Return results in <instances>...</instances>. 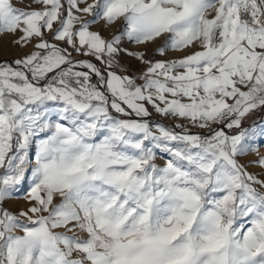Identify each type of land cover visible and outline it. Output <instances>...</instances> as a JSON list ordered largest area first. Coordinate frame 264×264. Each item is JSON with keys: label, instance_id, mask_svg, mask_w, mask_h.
Listing matches in <instances>:
<instances>
[{"label": "snow or ice", "instance_id": "obj_1", "mask_svg": "<svg viewBox=\"0 0 264 264\" xmlns=\"http://www.w3.org/2000/svg\"><path fill=\"white\" fill-rule=\"evenodd\" d=\"M33 3L0 0V264H264V0Z\"/></svg>", "mask_w": 264, "mask_h": 264}, {"label": "rangeland", "instance_id": "obj_2", "mask_svg": "<svg viewBox=\"0 0 264 264\" xmlns=\"http://www.w3.org/2000/svg\"><path fill=\"white\" fill-rule=\"evenodd\" d=\"M13 3L18 7L27 8V7H29V5H31V7H39V5H36L33 3V0H13ZM115 30H116V28L113 29V31H115ZM109 34L110 33H107V32L105 33V35H109ZM19 35H20L19 32H17L16 34L0 33V60H12L18 56H21V55L31 51L32 45H28L27 47H21L20 45L14 43V40ZM159 43H160V41H157L154 44H149L147 46L148 50L151 51ZM126 46L130 49H137L138 47H142V46H137V45L131 44V43H127ZM172 55L178 56V55H181V53L174 52V53H172ZM125 60H126V62H132L134 64L137 63L135 61H131V58H125ZM253 113H256V115L255 116L252 115ZM253 113L250 114L243 121V125L245 127L249 126V124H251L253 121H257L261 118H264V111L259 110V114H258V111L253 112ZM157 119H164V118L157 117ZM175 122L176 121H174L172 119H165L164 120V123L167 125H172ZM193 131H197V129H193ZM259 151L261 154H264V146L260 147ZM255 159H257V156L255 153H252V154H249L248 156L241 158V162L247 163L248 161L255 160ZM248 170L250 172H253V173H260L262 171L255 164L248 165ZM0 171H2V170H0ZM4 206L7 207L9 210L15 212V211H19L22 208L27 207V203L23 199H13V200L7 201Z\"/></svg>", "mask_w": 264, "mask_h": 264}, {"label": "crops", "instance_id": "obj_3", "mask_svg": "<svg viewBox=\"0 0 264 264\" xmlns=\"http://www.w3.org/2000/svg\"><path fill=\"white\" fill-rule=\"evenodd\" d=\"M258 114H259V110H258ZM252 115H254V116H255V115H256V113H253ZM258 117H259V116H258Z\"/></svg>", "mask_w": 264, "mask_h": 264}]
</instances>
